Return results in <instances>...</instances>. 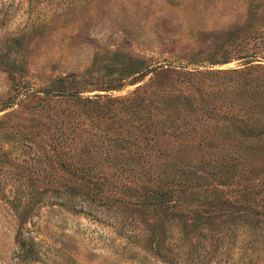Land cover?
Segmentation results:
<instances>
[{
	"label": "rangeland",
	"instance_id": "rangeland-1",
	"mask_svg": "<svg viewBox=\"0 0 264 264\" xmlns=\"http://www.w3.org/2000/svg\"><path fill=\"white\" fill-rule=\"evenodd\" d=\"M263 6L264 0H0V264H264V229L238 222L188 231L170 220L169 262L150 255L137 215L60 192L62 173L47 167L43 141L29 134L36 124L31 105L21 102L25 91L55 92L51 83L72 76L71 90L82 85L84 95L103 94L91 90L138 61L150 69H228L241 60L209 65L202 57H264L252 41L244 43L264 25ZM11 102L21 107L2 110ZM260 176L264 169L252 181Z\"/></svg>",
	"mask_w": 264,
	"mask_h": 264
},
{
	"label": "trees",
	"instance_id": "trees-1",
	"mask_svg": "<svg viewBox=\"0 0 264 264\" xmlns=\"http://www.w3.org/2000/svg\"><path fill=\"white\" fill-rule=\"evenodd\" d=\"M250 41L264 53V25ZM202 58L241 61L228 69L138 61L91 90L103 94L71 90L72 76L21 101L31 105L29 134L43 141L47 167L62 173L60 192L137 215L144 248L166 262L170 220L188 231L220 221L264 229V177L252 181L264 169V57ZM127 85L134 88L124 95L109 93ZM14 106L21 103L2 110Z\"/></svg>",
	"mask_w": 264,
	"mask_h": 264
}]
</instances>
